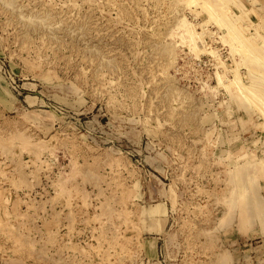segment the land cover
Masks as SVG:
<instances>
[{
	"label": "rangeland",
	"instance_id": "1",
	"mask_svg": "<svg viewBox=\"0 0 264 264\" xmlns=\"http://www.w3.org/2000/svg\"><path fill=\"white\" fill-rule=\"evenodd\" d=\"M0 264H264V0H0Z\"/></svg>",
	"mask_w": 264,
	"mask_h": 264
},
{
	"label": "bare ground",
	"instance_id": "2",
	"mask_svg": "<svg viewBox=\"0 0 264 264\" xmlns=\"http://www.w3.org/2000/svg\"><path fill=\"white\" fill-rule=\"evenodd\" d=\"M194 27L193 26H191V24L190 25H188V30H190L192 33H194V29H193ZM195 34V33H194ZM238 170V169H237Z\"/></svg>",
	"mask_w": 264,
	"mask_h": 264
}]
</instances>
